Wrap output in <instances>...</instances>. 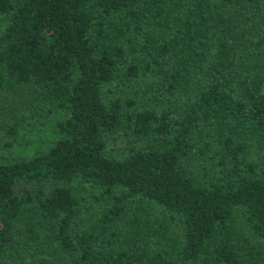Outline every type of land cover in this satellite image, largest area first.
I'll return each mask as SVG.
<instances>
[{"label":"trees","instance_id":"16d2710c","mask_svg":"<svg viewBox=\"0 0 264 264\" xmlns=\"http://www.w3.org/2000/svg\"><path fill=\"white\" fill-rule=\"evenodd\" d=\"M27 104L0 264H264V0H0L8 149Z\"/></svg>","mask_w":264,"mask_h":264},{"label":"rangeland","instance_id":"374dc122","mask_svg":"<svg viewBox=\"0 0 264 264\" xmlns=\"http://www.w3.org/2000/svg\"><path fill=\"white\" fill-rule=\"evenodd\" d=\"M17 117L20 120L18 125L19 134L16 143L8 149L6 145L0 144V161L7 162L10 159L29 158L41 148H44L52 139L56 122L62 120L61 114L52 112L46 114L27 104L26 107L17 109ZM1 131L0 140L8 139ZM14 140V138L12 139Z\"/></svg>","mask_w":264,"mask_h":264}]
</instances>
